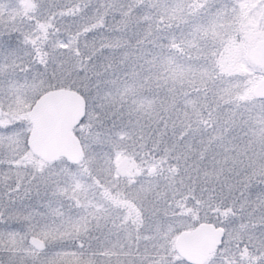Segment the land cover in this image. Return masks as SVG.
Here are the masks:
<instances>
[{
  "label": "snow or ice",
  "instance_id": "6c2138e0",
  "mask_svg": "<svg viewBox=\"0 0 264 264\" xmlns=\"http://www.w3.org/2000/svg\"><path fill=\"white\" fill-rule=\"evenodd\" d=\"M0 264H264V0H0Z\"/></svg>",
  "mask_w": 264,
  "mask_h": 264
}]
</instances>
